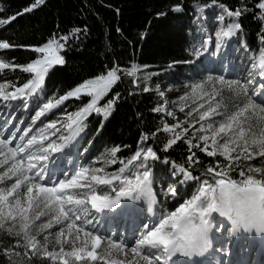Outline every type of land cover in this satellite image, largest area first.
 I'll return each mask as SVG.
<instances>
[{
    "label": "snow or ice",
    "instance_id": "6c2138e0",
    "mask_svg": "<svg viewBox=\"0 0 264 264\" xmlns=\"http://www.w3.org/2000/svg\"><path fill=\"white\" fill-rule=\"evenodd\" d=\"M37 2L42 3L43 0ZM212 4L215 5L216 0H212ZM218 7L227 16L235 17L238 21L240 11H228L223 5ZM257 7L261 10L258 19L264 22V0H261ZM15 18L13 16L11 19ZM223 19L224 16L221 15L220 20ZM4 22L0 20V23ZM240 29L239 22H231L226 30L222 28L217 33L215 49L219 51L223 48L226 38L233 37ZM60 40L67 42L68 37H60ZM261 40L264 42V33L261 35ZM64 47L65 43L55 39L49 40L44 46L36 47L34 52L39 54L40 58L23 69L26 73H33V78L10 94H6L3 91L4 85H0V97L8 101L16 99L17 95H25V90H28V95L36 93L38 89L43 91L41 86L49 68L53 64L65 63L63 56L58 54ZM193 47V55L200 57L207 52L208 44L201 40L199 47L195 45ZM9 48V43H0V49ZM213 54L215 53L210 55ZM225 59V56H221L213 63H217L223 70ZM7 68L9 64L0 61V69ZM251 68L253 71L248 73L247 84L241 83L240 80L225 79L224 75H220L209 77L204 83L194 86L192 98L195 100L199 91L201 93L199 99L202 101L205 85L211 86V91L206 93L207 107L204 102L199 103V109L203 110L199 114V121L220 117L218 121L208 122L206 127L201 125L199 131L205 133L199 136V140L204 143L202 150L208 157L217 155L224 157L226 163L206 167L204 177L193 176L190 170L178 167L182 179L175 183L193 182L192 186L196 191L191 194L190 199L183 200L177 187L172 186L173 182L165 181L161 194L165 198L171 196L176 199L179 206L175 211L161 213L158 219L155 218V213H152L151 219L154 222L150 225L144 223L142 206L131 203H125L119 208L117 206L121 204L122 199L142 200L149 205L148 211L152 212V207L156 203V193L153 190V179L147 161L149 158L155 160L157 157L156 152L151 148L146 150L143 160L140 159L141 151H137L127 163L121 160L122 166L116 173L101 175L104 173L103 167L81 166L79 171L73 170V174L64 175L63 171L58 174L48 168L51 154L60 152L69 145L71 140L82 131L81 122L90 112H103L105 116L109 114L113 100H109L104 108L96 107V104L118 79L117 69L108 71L106 76L100 75L97 79L86 80L73 91L57 99L55 103L42 102V109L37 113V119L43 116L45 111L55 108L69 97H78L82 92L93 97L87 107H83L74 115L67 116L63 126L69 134L58 137L61 143L51 140L48 134L51 130V136H56L61 131L55 121L41 128L37 135L26 141L27 134L20 137L22 143L15 147H9L11 140L0 138V155L4 157L0 160V166L11 161L7 171L0 175V234L16 238L13 247L23 249L22 253L12 252L9 257L10 264H31V260L28 259L29 250H32L33 256L39 257L42 253L49 260L58 261L59 264H125L124 261L113 259L112 256L113 252L127 255L124 250L128 245L124 240L117 243L111 238H102L101 235L96 234V229L92 227L93 220L89 218L91 215L89 203L98 213L116 209L114 213L109 211V214L126 216L137 225L133 234L134 246L129 249L133 256L127 264H184L181 259L183 257L204 256L212 248L213 229L220 231L224 226L216 221L214 214L230 222V231L233 234L241 231L264 234V231L258 230L264 227V165L241 167L242 160L249 161L254 156L264 157V81H259V88L252 87L257 75L264 77V48L260 50L258 59L254 58ZM217 84L220 85L219 88L216 87ZM250 88L252 95H249ZM144 91L148 89L145 88ZM225 92L227 97L224 96ZM159 94L163 96V93ZM217 97L220 99L217 100ZM257 97L260 98L259 103ZM155 110L164 111L162 108ZM168 114L172 115V113ZM188 115L191 116L192 112L190 111ZM165 131L172 129L165 128ZM179 138V135H176L169 140L168 147L175 144ZM45 141H48L46 146ZM209 141L211 150H208ZM188 143L190 147H199L193 145L191 140ZM119 151V148H113L106 153L103 164L107 166L117 163L116 154ZM65 155H71V149ZM194 156L193 153L187 157L189 164L195 162ZM133 161L140 162L133 164ZM237 168H241L239 180L229 175ZM208 176H211V180L207 178ZM13 177L15 182L9 187L5 181ZM101 186H104L105 190L103 194H98ZM42 217H46L47 222L37 223ZM54 225H60L58 232H45ZM40 234H43L44 243L38 239ZM49 236L55 237L54 243L59 244V251L48 250ZM102 239L106 250L98 255L97 249L101 247ZM65 244L70 246V250L65 251Z\"/></svg>",
    "mask_w": 264,
    "mask_h": 264
},
{
    "label": "trees",
    "instance_id": "16d2710c",
    "mask_svg": "<svg viewBox=\"0 0 264 264\" xmlns=\"http://www.w3.org/2000/svg\"><path fill=\"white\" fill-rule=\"evenodd\" d=\"M260 2L216 0L232 12L240 11L238 21L235 17L228 19L224 29L231 22H239L241 29L233 37L252 54H259L264 48L261 40L264 22L258 19ZM209 3L212 0H43L42 3L0 0V20L5 21L0 23V41L10 44L9 49H0V58L10 63L0 74V82L11 81L4 92L14 93L33 78V73L23 69L40 58L34 52L36 47L52 39L58 40L65 43L58 53L65 63L53 64L41 86L43 91L38 89L29 96L44 94L57 100L86 80L106 76L108 71L117 69L118 79L96 104L104 108L113 100L109 114L90 112L81 122L82 131L79 132L81 135L87 133L85 138L90 152L120 149L116 154L117 163L106 167L105 174L118 172L121 160L127 163L137 151L151 146L157 154L154 171L158 177L165 176L168 164L184 167L193 176L204 177L206 167L219 166L226 161L219 156L208 157L200 148L188 146L181 138L168 147L174 135L165 131L161 120L163 111L155 109H164L165 105L159 94V76L189 64L186 62L195 38V5ZM13 16L16 18L11 19ZM63 36L68 37L67 42L60 40ZM134 67L137 72L132 74ZM145 88L148 91H144ZM27 93L25 90L28 96ZM81 96L82 99L69 97L62 105L70 104L74 110H81L93 99L89 95ZM10 101L0 97V107ZM193 153L195 162L189 164L187 157ZM135 162L138 161L133 164ZM244 165L260 167L264 165V157L242 160L241 167ZM240 170L237 168L229 175L239 180ZM207 178L211 180V176ZM191 186L189 183L186 188ZM15 244L16 238L0 234V249H3L0 264H10L12 252H23V249H15ZM31 252L29 250L28 257L31 264H59L42 253L37 257Z\"/></svg>",
    "mask_w": 264,
    "mask_h": 264
},
{
    "label": "rangeland",
    "instance_id": "374dc122",
    "mask_svg": "<svg viewBox=\"0 0 264 264\" xmlns=\"http://www.w3.org/2000/svg\"><path fill=\"white\" fill-rule=\"evenodd\" d=\"M218 5L222 4L216 3L215 5H213L212 3H209L195 5V38L189 50V61L186 62L189 64L175 67V70L173 72L170 71L167 73H163L157 80L158 88L160 89L161 93H163V100L165 104L161 119L163 125L166 128L172 129V131L170 132L174 136L179 135V137L183 139L188 146V141L191 140L192 144L198 145V148H200L201 152H203L204 154H206V152L202 150L204 148V143L203 141L199 140V136L205 133L200 132L199 129L201 128L202 124L206 127L208 122H210L211 120L218 121L220 117H210L206 121H199V114L203 111L202 109H199V103L204 102L205 106L207 107L206 93L211 91V86L205 85V88L203 89V92L205 93L203 101L199 99L201 95L199 91L196 93L197 98L195 100L192 98L194 86L198 83H204L209 77H219L220 75H224L225 79L240 80L241 83L247 84L249 82L248 73L250 71H253L251 68V64L254 62V58L258 59L259 56V54H252L246 47L241 46L240 41L235 37L226 38L225 46L219 51L215 49L217 33L222 28H225L226 21L232 18L227 16V14L223 12L222 9L218 7ZM224 7L228 11H230L226 6ZM221 15L224 16L223 20H220ZM201 40L207 42V52H205L203 56L196 57L193 55V46L195 45L196 47H199ZM0 43L3 42L0 41ZM211 53L215 54L210 55ZM221 56L226 57L225 68L223 70L220 69L217 63H213V61H218ZM0 61L10 64L8 61L3 60L2 58H0ZM133 70H135L134 73L137 72L136 67H134ZM0 74H3V69H0ZM259 81H264V77H259L257 75L252 82V87L259 88ZM10 83V80L0 82V85H4L3 91L10 87ZM216 87L219 88L220 85L217 84ZM81 95L87 96L88 94L86 92H82L77 98L82 99L83 96ZM249 95H252L251 88L249 90ZM26 96L27 95H17L16 99H13L9 103L7 102L0 107V138L11 140L12 143L9 145V147H15L16 145L22 143L20 137L27 134L25 136L26 141L32 136L37 135L41 128H45L47 125L55 121L57 122V127L60 128L61 131L58 132L56 136H51V130H49L48 134L51 140L56 141L57 143H61L62 141H60L58 137L60 135L67 136L69 134L68 130L63 126L67 121V116L70 114L74 115L80 110H74V108H72L70 104L62 105L65 102L63 101L60 105H57L55 108L50 109L51 112L50 110H47L45 111V114L43 116H40L39 119H37V113L42 109V102L51 101L52 103H55L56 100L52 97H46V95L44 94H41L39 96V99H37L38 96ZM224 96L227 97V92L224 93ZM219 99L220 97H217V100ZM256 99L257 103H259V97H257ZM181 108H183V111H181ZM190 111L192 112L191 116L188 115ZM168 113H172V115H169ZM84 120L85 119H83L82 121ZM185 129H187V131H185ZM87 136V133H83V135L79 134V137L71 140L66 148L62 149L60 152L52 153L50 156V159L52 158V160L49 159L50 163H48V168L55 170L58 174L60 173V171H63L64 175L73 174V170L79 171V168L81 166L103 167L104 171H106V167L112 164L105 166L103 164V159L105 158V154L109 153L110 151L107 149H103L102 151L99 149L93 152L88 151V146L86 144L85 138ZM47 143L48 141L44 142L45 146L47 145ZM73 145H75V147H73ZM148 148H151L155 152L154 148L151 146L143 148L141 150V160H143V157ZM69 149H71V155L66 156L65 153H68ZM208 150H211L210 141ZM221 158L225 160L224 157ZM3 159L4 157L0 155V160ZM156 161H158L157 158L155 160L149 158L147 161L153 179V190L154 192L157 191L158 193H156V203L152 207V212L148 211L149 205L142 200L126 201L122 199L121 204L117 206V208L122 207L125 203L142 206V218L144 220V223L149 225L154 222L151 219L152 213H155V218L158 219L161 213L175 211L176 207L179 206V202L176 199L172 198L171 196L165 198V196L161 194V188L163 187L165 181L171 180L173 182L172 186L177 187V191L182 194L183 200L190 199L191 194L195 193L196 191V188L193 186H191L189 189L186 188L187 184H193V182H187L183 184L175 183L176 181L182 179L178 171V167L180 166L176 164H168L169 168L167 169V173L165 174V176L158 177L154 171L155 164L157 163ZM139 162L140 161L135 162L134 164H137ZM10 163L11 161H9V164ZM9 164L0 166V175L7 171ZM67 168H69V170H67ZM244 170L246 171V169ZM104 174L105 173H101V175ZM239 179H241L240 176ZM14 182L15 177H13L11 180L5 181V183L9 187ZM103 190H105L104 186H101V190H98V194H103ZM109 194L113 196L115 195V193ZM88 207L91 211V215L89 218L93 220L92 227L96 229V234L101 235L102 238H111L117 243L120 240H124L128 245V248H125L124 250L127 255H125L124 253L113 252L112 256L113 259L124 261L125 264H127V261L132 259L133 256L129 249L131 246H134L133 234L135 231L134 228H136L137 225L133 223L132 219L126 216L109 214V211L114 213L116 209L105 210V212L103 213H98L95 209L91 208L90 203ZM214 215L216 221L221 222L224 226L220 231H217L215 228L213 229L212 248L209 250V252L211 250L212 251L209 254H205L208 258L205 257V255L201 257H203L206 262L216 264L218 262L216 259L223 258L227 254L228 258L226 260V263H224L227 264L230 260L229 254L235 247L233 245L243 246L244 243H242V240L247 239V241H249L250 243V247H248V250H246L245 255L241 258V261L245 263L247 260H250L249 258L253 259L257 251L255 254H253L252 257L249 256L251 254V250H253L254 248H261L264 243V234H258L255 231L251 233L241 231L237 234H233L230 231V222L227 221L226 218L219 217L218 214ZM40 222H47V218L42 217L41 221H38L37 223ZM59 229L60 225H54L52 229L45 230V232L55 233L58 232ZM136 236L138 238V233H136ZM38 239L41 243H44L43 234H40L38 236ZM54 241L55 237L49 236V251H59L60 246L59 244L54 243ZM227 243L228 245H230L229 247H226ZM221 245H223V247L219 248V246ZM214 248H219L218 252L222 251V253L216 254V251H213ZM64 249L65 251H68L70 250V246L68 244H65ZM105 250V242L102 239V244L101 247L97 249V254L100 255ZM247 253H249V255ZM44 257L48 258L46 256Z\"/></svg>",
    "mask_w": 264,
    "mask_h": 264
},
{
    "label": "bare ground",
    "instance_id": "6f19581e",
    "mask_svg": "<svg viewBox=\"0 0 264 264\" xmlns=\"http://www.w3.org/2000/svg\"><path fill=\"white\" fill-rule=\"evenodd\" d=\"M50 160H52V158L50 159ZM48 163H50V161L48 162ZM58 165V164H57ZM59 166V165H58ZM70 167V166H69ZM67 170H69V168H67ZM134 230H135V228H134ZM133 230V231H134ZM132 231V232H133ZM244 239V238H243ZM242 243H244V245L243 246H237V245H233V246H235L234 247V249H233V251L229 254V257H230V260L228 261V263L227 264H246L247 263V261H249V260H247L245 263L243 262V261H241L242 259V257L245 255V252H246V250H248V247H250V243H249V241H247V239H244V240H242ZM263 243V242H262ZM256 244H257V242H256ZM230 245H228V243L226 244V247H229ZM231 246H232V243H231ZM221 247H223V245H221V246H219V248H221ZM218 248V249H219ZM212 251V250H211ZM210 251V252H211ZM214 252L216 251V254L218 253V254H221V252L219 251H217L216 250V248H214V250H213ZM255 251V252H254ZM256 251H257V253H256ZM210 252H208V254L210 253ZM250 253V252H249ZM249 253H247L248 255H249ZM256 253V255H255V257L253 258V264H264V243H263V245L261 246V248H254L253 250H251V254L249 255V256H252L253 257V254H255ZM259 256H258V255ZM247 255V256H248ZM228 255L226 254L223 258H219V259H216L218 262H219V264H224V263H226V260H227V257ZM250 260H251V258H249ZM182 260H183V258H182ZM187 261H184V264H211V262H206L205 261V259L203 258V257H199V256H195V257H190L189 259H186ZM190 260H193V261H190ZM213 264V263H212ZM217 264V263H216Z\"/></svg>",
    "mask_w": 264,
    "mask_h": 264
},
{
    "label": "clouds",
    "instance_id": "9594fccd",
    "mask_svg": "<svg viewBox=\"0 0 264 264\" xmlns=\"http://www.w3.org/2000/svg\"><path fill=\"white\" fill-rule=\"evenodd\" d=\"M258 230L259 231H264V227H260ZM209 236H211V232H209Z\"/></svg>",
    "mask_w": 264,
    "mask_h": 264
}]
</instances>
